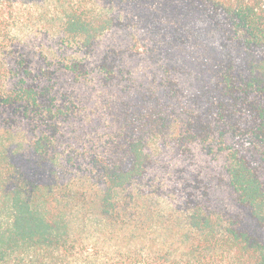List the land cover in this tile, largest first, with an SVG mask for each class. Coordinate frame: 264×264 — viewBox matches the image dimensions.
I'll list each match as a JSON object with an SVG mask.
<instances>
[{
    "label": "trees",
    "instance_id": "16d2710c",
    "mask_svg": "<svg viewBox=\"0 0 264 264\" xmlns=\"http://www.w3.org/2000/svg\"><path fill=\"white\" fill-rule=\"evenodd\" d=\"M0 264H264V0H0Z\"/></svg>",
    "mask_w": 264,
    "mask_h": 264
},
{
    "label": "rangeland",
    "instance_id": "374dc122",
    "mask_svg": "<svg viewBox=\"0 0 264 264\" xmlns=\"http://www.w3.org/2000/svg\"><path fill=\"white\" fill-rule=\"evenodd\" d=\"M149 152L152 164L147 183L154 185V189L158 188L162 194L166 193V185L175 181V177H172L174 173L178 177L190 171H194V174L200 172V175L218 172L215 161L206 156L205 152L196 149L190 153L179 154L171 146L170 139L154 140L150 144Z\"/></svg>",
    "mask_w": 264,
    "mask_h": 264
}]
</instances>
